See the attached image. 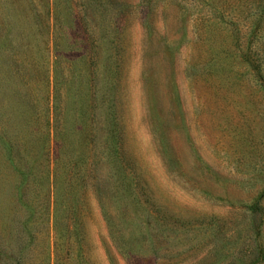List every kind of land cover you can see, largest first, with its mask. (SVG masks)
<instances>
[{
  "label": "rangeland",
  "instance_id": "obj_1",
  "mask_svg": "<svg viewBox=\"0 0 264 264\" xmlns=\"http://www.w3.org/2000/svg\"><path fill=\"white\" fill-rule=\"evenodd\" d=\"M0 264H264V0H0Z\"/></svg>",
  "mask_w": 264,
  "mask_h": 264
}]
</instances>
